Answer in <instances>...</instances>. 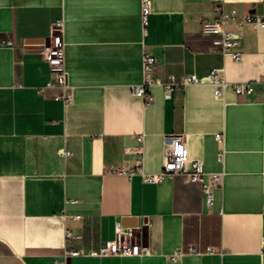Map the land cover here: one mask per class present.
Wrapping results in <instances>:
<instances>
[{"label": "crops", "instance_id": "obj_1", "mask_svg": "<svg viewBox=\"0 0 264 264\" xmlns=\"http://www.w3.org/2000/svg\"><path fill=\"white\" fill-rule=\"evenodd\" d=\"M151 3L144 28L141 0H0V35L11 41L0 45V264H55L67 249L113 239L117 223L150 254L66 264H264V33L246 26L235 60L201 32L203 19L221 16L212 0ZM224 8L264 13V0H224ZM58 20L74 94L67 106L53 98L59 89L40 91L52 77L41 48ZM143 51L159 59L155 77L224 67L230 82L254 90L238 95L229 85L218 97L211 84H188L165 98L154 85L147 102L132 92ZM139 147L147 171L178 150L222 172L212 203L183 175L151 184L106 172L136 165Z\"/></svg>", "mask_w": 264, "mask_h": 264}, {"label": "built area", "instance_id": "obj_2", "mask_svg": "<svg viewBox=\"0 0 264 264\" xmlns=\"http://www.w3.org/2000/svg\"><path fill=\"white\" fill-rule=\"evenodd\" d=\"M215 10L221 12V16L216 19H203L201 23V32L204 35L213 36L212 50L225 56H230L235 60L241 59L243 51L244 34L246 26H250L255 31L264 33V13L250 12L244 16H239L235 9L226 11L224 0H212ZM151 0H141V19L144 28L148 25V15L151 12ZM229 24H236L238 29L229 30ZM63 21L58 20L51 24L49 42L41 48L43 59L48 63L51 79L40 88L44 91L47 88H57L59 91L53 95L56 100L62 101L64 105H71L74 101L73 86L69 81L68 71L66 68V42L63 37ZM11 41L3 35H0V45H9ZM142 80L140 83L132 86L134 95L142 97L147 102H151L153 95L151 87L159 85L163 88L165 98L172 97L174 90L182 88L188 84H211L214 86V94L218 97H224L226 89L231 85L238 95H248L254 90L252 82H230L225 74L224 67H215L205 76H199L196 73H186L181 77L175 74H168L164 78L155 77V71L159 67V59L148 51H143L141 55ZM216 138L219 143H223L224 134L217 133ZM137 141L141 144L144 135L138 134ZM138 159L134 166H114L106 167L109 174L124 175L127 177L141 176L143 181L151 184H159L166 179H171L175 175H183L188 181L201 182L203 191L206 195L207 203L213 201L212 189L219 186L223 180L222 172H208L204 163L200 159H189L183 152L174 150L169 153L163 162L159 171H147L144 166V155L142 147L137 149ZM62 155L71 156L70 150H64ZM219 161H224V151L220 150L217 156ZM79 217V216H78ZM69 237L71 233L68 232ZM190 252H196V248L190 247ZM209 252H215L212 247L208 248ZM181 253L177 250L173 253L172 258ZM150 254V251L142 247L134 240L132 227H125L117 223L115 228V237L104 241L97 249H67L63 257L57 259L55 264H66L68 259L77 255L89 256H143Z\"/></svg>", "mask_w": 264, "mask_h": 264}]
</instances>
